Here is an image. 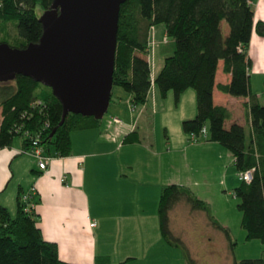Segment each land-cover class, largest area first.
Here are the masks:
<instances>
[{
  "label": "trees",
  "instance_id": "1",
  "mask_svg": "<svg viewBox=\"0 0 264 264\" xmlns=\"http://www.w3.org/2000/svg\"><path fill=\"white\" fill-rule=\"evenodd\" d=\"M54 0H0V21L8 43V26L16 22L21 40L17 48H25L40 41L44 29L41 16L50 9ZM253 0H128L121 9L114 85L132 95L134 106L146 105L154 85L162 97L174 92L177 102L193 89L197 93L198 114L183 122L187 135L201 136L207 127L209 141L216 142L231 152L239 174L255 169L251 182L241 181L236 189L239 209L243 214L242 226L250 240L264 243V105L254 93L251 73L254 63L249 48L254 33L264 38V21L256 22ZM229 26L226 35L223 24ZM158 25H165L167 36L176 45L174 54L166 58L157 77L148 55L151 32ZM232 75L230 83L219 89L234 97L248 98L254 138L249 140L244 126L235 124L227 129L226 122L232 114L214 101V89L219 64ZM0 149L12 147L24 132L41 136L45 152L55 151L59 157H69L73 152L74 132L99 129L103 120L95 117L70 114L63 126V105L52 89L25 76H18L11 83L0 84ZM46 128V126H48ZM55 136L51 135L57 129ZM24 131V132H23ZM134 134L125 143H134ZM25 139V138H24ZM25 150L31 143L24 140ZM19 195L16 217L0 206V264H70L61 260L58 246L46 241L33 211L28 213ZM186 203L193 212H206L210 223L222 231L234 246L229 230L215 217L208 203L198 198L189 188L169 185L163 189L160 207V230L170 246L183 249L187 264H197L185 243L171 230V212ZM99 261V260H98ZM98 264H105L100 260ZM234 264H264V259H246Z\"/></svg>",
  "mask_w": 264,
  "mask_h": 264
},
{
  "label": "crops",
  "instance_id": "2",
  "mask_svg": "<svg viewBox=\"0 0 264 264\" xmlns=\"http://www.w3.org/2000/svg\"><path fill=\"white\" fill-rule=\"evenodd\" d=\"M260 1L253 0V6ZM255 12L256 22L264 21L258 17L256 9ZM152 33H157L156 27ZM165 34L167 36L166 30ZM263 42L264 39L254 33L249 48L253 69L258 62H264V48L259 52L255 45L263 46ZM150 52L147 58L152 66ZM224 68L221 61L214 89L215 104L226 107L232 114L226 122L227 129L242 125L251 140L254 131L249 99L220 91V85L232 80V75L225 73ZM158 74L153 73L154 79ZM155 90H158L156 85L138 116L131 94L119 102H114L112 94L113 115L99 129L78 131L79 142L72 136L71 156L59 157L54 150L51 154L46 152L45 156L53 160L44 171L34 151L25 150V141L18 147L13 144L0 149V206L16 217L20 192L30 193L44 238L58 246L62 261L98 264L102 260L105 264H124L140 255L148 257L155 242L163 248V253L177 249L166 243L160 230L163 189L169 185L183 186L201 198L199 191H207L212 185L207 177L203 180L191 175L192 169L198 165L214 168L219 177L223 171L227 175L230 161L235 164L233 154L222 145L210 142L208 137L193 142L184 130L167 135L168 150L158 152L157 138L146 127L141 128L143 116L149 107L153 108L151 93ZM192 90L186 91L180 99V103H184L177 118L181 127L184 121L198 114L197 93ZM114 117L120 118L123 124L110 127ZM131 134L140 141L125 143ZM93 221L97 222L95 228L91 227ZM175 221L179 232L178 215ZM180 260L178 257L175 262Z\"/></svg>",
  "mask_w": 264,
  "mask_h": 264
},
{
  "label": "water",
  "instance_id": "3",
  "mask_svg": "<svg viewBox=\"0 0 264 264\" xmlns=\"http://www.w3.org/2000/svg\"><path fill=\"white\" fill-rule=\"evenodd\" d=\"M128 0H54L43 35L25 48L0 43V84L25 76L52 89L70 114L103 120L114 85L119 23ZM58 128L51 135L53 138Z\"/></svg>",
  "mask_w": 264,
  "mask_h": 264
},
{
  "label": "rangeland",
  "instance_id": "4",
  "mask_svg": "<svg viewBox=\"0 0 264 264\" xmlns=\"http://www.w3.org/2000/svg\"><path fill=\"white\" fill-rule=\"evenodd\" d=\"M254 8L257 10L258 17L264 19L262 16L264 14V0L255 4ZM37 12L39 16H43V10L40 7H38ZM16 24V22H13L8 26L9 36L6 38L8 44L15 48L19 47L21 42ZM165 30V25H158L156 26L157 33H155V35L152 33L151 35V52L149 58H151L154 74L160 72L166 58L172 56L176 50L175 42L171 38L168 37V42H166L165 39L167 36ZM223 30L225 34L229 31L227 23L223 24ZM4 38L5 33L3 31V24L2 21H0V42ZM255 45L259 52L260 49L264 48V45ZM263 65L264 62H258L256 66L257 69L255 67L251 73L253 91L259 96L262 105H264ZM128 95L129 93L120 86H115L113 89L114 102L124 101ZM155 97H157L156 103L153 102ZM151 101L153 108L149 107L146 115L143 116L141 128L146 127V129L151 132L152 136L157 138L159 145L158 152H166L169 148L165 145L167 142V135H174L176 130L183 131V125L181 127L180 121L177 118L181 113L180 110L184 103L181 104L180 101L177 102L174 92H170L168 96L164 98L159 90H155L151 93ZM143 106L144 105L137 106L138 110L135 111L136 116L139 115ZM154 111H156L157 114H154ZM112 115L113 108H110L103 119V123ZM1 122L2 110L0 108V123ZM77 133L78 132H74L72 135L76 141L79 139ZM24 140V137H17L14 141L15 146L18 147L22 145ZM170 149L172 150L173 148L170 147ZM228 166L227 175H225L223 171L219 177L214 168H206L201 165H198L197 168H193V173H191V175H195L198 178L202 177L203 180H205L206 177L210 179L212 186L208 187L207 191L200 189L201 191H199V194L201 198H203L200 199L211 206L212 216L215 217L222 226L229 230L234 246L231 245L222 231L211 225L210 218L206 212H193L186 203H181L170 214L171 230L174 236L180 238L185 243L188 254L197 261V264H234L235 260L240 262L246 259H264V243L260 240H250L247 231L242 226L243 214L239 209L240 201L236 197V189L240 186L241 180L235 164L230 161ZM210 172H212V174H210ZM177 215L178 226L181 225L180 233L176 227L175 220ZM149 244L153 245L152 242ZM162 249L160 245L155 242L152 252L148 257H141L140 255V257H136V259H132L124 264H187V262L184 263L186 255L183 249L178 248L167 253H163ZM178 257L181 260L176 263L175 261Z\"/></svg>",
  "mask_w": 264,
  "mask_h": 264
},
{
  "label": "built area",
  "instance_id": "5",
  "mask_svg": "<svg viewBox=\"0 0 264 264\" xmlns=\"http://www.w3.org/2000/svg\"><path fill=\"white\" fill-rule=\"evenodd\" d=\"M166 42H168V37H166ZM123 124V121L120 118L114 117L110 122V127L112 126H120ZM46 126V128H48ZM24 132V131H23ZM209 136L208 128L205 127L202 132L201 136H197L196 134L190 135L191 141L196 142L199 140V138H207ZM24 138L28 139L31 143V149L34 151L35 155L39 159V167L41 170H46L48 165L52 162V158L49 156H45V150L41 146V136L39 134L33 135L31 132L26 131L24 132ZM256 172L255 169L250 170L247 173L240 175L241 181L251 182L254 178V173ZM21 202L25 206V211L28 213H31L34 211L35 205L32 201V196L30 193H23L21 196ZM97 226V222L93 221L91 223V227L95 228Z\"/></svg>",
  "mask_w": 264,
  "mask_h": 264
},
{
  "label": "bare ground",
  "instance_id": "6",
  "mask_svg": "<svg viewBox=\"0 0 264 264\" xmlns=\"http://www.w3.org/2000/svg\"><path fill=\"white\" fill-rule=\"evenodd\" d=\"M262 16L264 17V14Z\"/></svg>",
  "mask_w": 264,
  "mask_h": 264
}]
</instances>
